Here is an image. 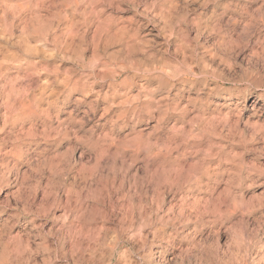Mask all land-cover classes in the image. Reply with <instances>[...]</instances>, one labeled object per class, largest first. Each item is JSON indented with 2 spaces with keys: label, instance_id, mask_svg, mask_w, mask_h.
<instances>
[{
  "label": "clouds",
  "instance_id": "9594fccd",
  "mask_svg": "<svg viewBox=\"0 0 264 264\" xmlns=\"http://www.w3.org/2000/svg\"><path fill=\"white\" fill-rule=\"evenodd\" d=\"M0 264H264V0H0Z\"/></svg>",
  "mask_w": 264,
  "mask_h": 264
}]
</instances>
